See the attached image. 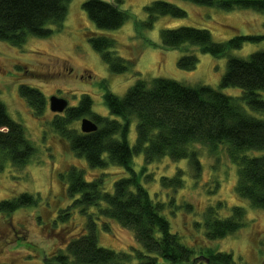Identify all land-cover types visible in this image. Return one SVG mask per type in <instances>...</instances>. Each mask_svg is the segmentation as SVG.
<instances>
[{"label":"rangeland","instance_id":"rangeland-1","mask_svg":"<svg viewBox=\"0 0 264 264\" xmlns=\"http://www.w3.org/2000/svg\"><path fill=\"white\" fill-rule=\"evenodd\" d=\"M86 1L71 0L64 23L54 27L47 37L28 36L23 43L16 45L0 40V100L11 119L22 125L26 138L36 151L22 167L9 160L0 162V201L23 192L39 198L37 205L0 215L1 263L44 264L46 257L85 229V216L78 207L71 206L68 175L72 170L83 171L87 180L104 179L107 190L111 191L113 182L129 173L118 165L92 168L87 159L73 151L70 141L47 123L55 120L56 115L64 116L67 111L53 112L49 108L50 96L65 97L70 108L79 104L82 95H89L92 111L110 117L112 115L104 103L106 91L124 96L137 80L151 82L156 77H167L191 86L209 84L237 97L241 89L220 86L227 70L228 56L215 57L189 44L175 49L164 48L161 32L184 25L207 28L215 42H227L237 35L264 34V12L237 4L233 8H222L187 0H165L184 8L186 15L184 18L162 15L150 29L142 24L148 19L145 7L158 0H105L128 10L130 18L119 28L101 29L84 10ZM92 35L112 37L116 46L110 51L132 61L129 69L123 73H111L90 42ZM260 49H264V40H248L229 54L248 59L251 53ZM185 53H194L199 58L192 70L178 65V58ZM21 84L40 89L46 97L43 118L35 116L27 99L21 95ZM261 94L264 97V91ZM246 108L251 114L264 118V113ZM84 117L92 119L91 116ZM83 118L72 120L68 128L82 133ZM127 136L133 145L137 137L135 122L131 123ZM194 149L198 154V168L186 158L161 157L145 164L142 153L134 155L132 167L139 172L144 165L147 166L142 174L143 185L151 198L163 202L171 228L187 245L197 251L212 248L231 252L238 264H264V210L251 206L234 190L237 165L230 160L223 145L212 152L203 144L194 145ZM248 154L263 155L264 152L252 150ZM176 176L181 178L180 185L162 184V177L171 179ZM236 205L245 208V226L216 240L206 237L203 225L208 211L215 210L217 216L226 218ZM62 211L67 213L64 220L60 219ZM102 221L107 222L108 228L99 222V245L120 253H133L130 264H139L133 249L142 250V247L134 231L112 219L103 218ZM160 264L169 263L160 260Z\"/></svg>","mask_w":264,"mask_h":264},{"label":"trees","instance_id":"trees-1","mask_svg":"<svg viewBox=\"0 0 264 264\" xmlns=\"http://www.w3.org/2000/svg\"><path fill=\"white\" fill-rule=\"evenodd\" d=\"M201 5H218L233 8L234 4L264 12V0H187ZM71 0H0V40L13 45L23 43L28 36L47 37L54 27L61 26L68 14ZM91 21L97 28L115 29L130 18L128 10L105 0H87L83 4ZM147 21L142 24L150 29L158 17L170 15L183 17L186 10L165 0L152 2L146 7ZM162 46L175 49L189 44L199 47L204 53L228 56L227 70L222 76L221 87L241 89L234 97L211 85H186L178 80L156 77L151 82L137 80L124 96L106 91L104 103L108 115L92 111L89 95H82L77 106L67 109L64 116L47 122L60 136L71 143V149L87 159L92 168L114 165L129 173L113 182L107 190L105 180H87L83 171L72 170L68 175V192L74 208H79L86 218L85 229L69 238L64 246L52 255H47L44 264H130L134 254L117 252L98 243V227L105 219L117 221L122 227L132 230L142 250L134 248L139 264H238L231 252L207 248L197 251L187 245L171 228L164 214L163 202L151 198L142 183V174L147 166L137 172L132 167L134 155L143 154L145 164L161 157L173 160L188 159L199 167L194 145L203 144L210 151L224 146L232 162L237 165L238 178L234 190L255 208L264 210V154L250 156V151L264 152V49L250 54L248 59L236 57L229 52L245 42L264 40V34L237 35L227 42H215L205 28L184 25L163 29L160 35ZM90 42L100 53L110 72L123 73L132 61L110 51L116 46L112 37L92 35ZM182 69L192 70L199 58L194 53H185L178 58ZM21 95L38 119L46 112V97L36 87L21 84ZM91 116L98 129L91 133L70 130L72 120ZM136 125V140L130 145L128 132L131 123ZM21 124L11 119L5 104L0 100V162L9 160L17 167L27 164L35 153ZM164 186H178L180 176L162 177ZM39 198L27 192L12 199L0 201V215H9L24 206L37 205ZM215 210H209L205 218V236L211 240L223 238L245 226V208L236 205L229 216L222 218ZM63 213V211H62ZM67 218V213L60 219ZM55 224V223H54ZM56 225V224H55ZM0 264H11L9 262Z\"/></svg>","mask_w":264,"mask_h":264},{"label":"water","instance_id":"water-1","mask_svg":"<svg viewBox=\"0 0 264 264\" xmlns=\"http://www.w3.org/2000/svg\"><path fill=\"white\" fill-rule=\"evenodd\" d=\"M49 108L55 113H61L69 108L68 100L65 97L52 95L50 96ZM81 127L83 133H91L98 129L96 122L88 117L83 118Z\"/></svg>","mask_w":264,"mask_h":264}]
</instances>
